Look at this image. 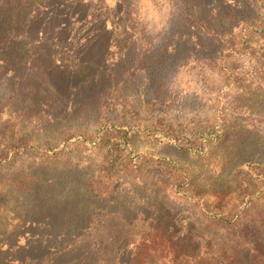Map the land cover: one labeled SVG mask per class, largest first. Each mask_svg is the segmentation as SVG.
<instances>
[{
    "label": "rangeland",
    "instance_id": "374dc122",
    "mask_svg": "<svg viewBox=\"0 0 264 264\" xmlns=\"http://www.w3.org/2000/svg\"><path fill=\"white\" fill-rule=\"evenodd\" d=\"M81 1L98 16L107 13L111 30L117 26L98 69L73 81L71 66L81 54H45L55 48L48 38L34 43L44 53L27 54L28 66L13 69L16 82L9 86L15 92L26 89L27 97L16 104L26 125L16 127L14 144L3 148L7 141H0V150L12 159L0 164V256L15 245L17 234L24 244L29 234L47 228L40 221L59 224L65 213L74 214L70 204L63 212L61 203L68 204L90 184L101 200L98 212L133 218V223L121 225L123 231L140 233L147 247L143 255H152L155 248L161 258L167 245L151 237L157 234L150 218L169 217L158 227L160 234L187 233L195 209L196 229L223 234L199 209L219 199L227 208L224 216L232 221L249 208L245 222L257 250L253 262L264 264V0H228L229 6L245 7L243 17L250 23L238 18L225 28L214 11L204 37L198 34L199 25L192 26L197 11L192 17L185 12V7L202 5L198 0ZM172 31L192 34L201 49L180 54L176 65L166 59L171 54H142L168 45ZM131 49L137 54H127ZM152 59L160 65L152 67ZM3 61L0 57V67ZM118 65L124 71L117 72ZM101 70L117 75L106 90L85 99L80 87ZM82 103L87 108L81 109ZM123 136L130 143L124 144ZM22 138L34 146L30 152L14 150ZM114 156L118 163L113 169ZM38 188L44 194L36 197ZM136 189L151 194L152 206L163 214L149 210L147 196L137 199ZM114 198L120 203L134 200L132 207L138 209L107 208L104 199ZM252 217L255 225L250 224ZM108 229L116 227H91ZM202 249L208 250L206 244Z\"/></svg>",
    "mask_w": 264,
    "mask_h": 264
},
{
    "label": "trees",
    "instance_id": "16d2710c",
    "mask_svg": "<svg viewBox=\"0 0 264 264\" xmlns=\"http://www.w3.org/2000/svg\"><path fill=\"white\" fill-rule=\"evenodd\" d=\"M198 1L202 5L199 3L196 6L185 7V12L188 17H192L191 15L197 11L192 26L195 28V24L199 25L198 34L202 37L209 35L212 24L208 20L213 19L214 11H218L215 18L218 24L220 25L221 17V23H225L222 26H226L225 28L238 18V22L250 23V20H244L243 12L246 9L243 5L229 6L228 0ZM117 6L120 9L124 8L121 1H117ZM110 21L107 13H104L102 17L98 16L81 0H0V57L4 59L0 67V141L1 144L7 141V144H2L1 147L6 148L9 143L14 144L17 137L16 127L26 125L23 120L19 119L20 116L16 109L17 102L27 97L26 89L21 86V90L15 92L9 85L16 82L14 67L23 69L28 66L27 54L44 53L40 47H35L34 43L44 42L48 38L55 45L52 52L45 54H58V50L81 54L79 62L71 66L72 72L69 78L73 81L84 79L90 71L98 69L96 66L103 63V61L100 62V55L108 54L110 51V35L117 29V26L112 30L109 28ZM174 32L170 33V43L164 48L159 47L155 50L152 46L142 54H171L166 59L169 65H176L179 57H182L180 54L188 52L195 54L201 49L202 44H197L192 34H187L185 31L175 32V34ZM150 45H153L152 42ZM127 54H137L136 49H131ZM153 60L152 67L156 68L160 65L158 60ZM118 67L117 72L125 69L123 65H118ZM115 73L109 75L107 70L99 71L86 86L80 87L79 94L91 100L96 91L107 89L109 79L115 78L117 75ZM3 86L6 88L2 91ZM34 96L38 97L37 94ZM70 108H67V114L72 112ZM85 108L87 106L82 103L81 109ZM77 112L80 113V111ZM12 123L14 125L10 127ZM122 140L124 144L130 143L126 136H123ZM26 143V140L22 138L20 144H15L14 150L24 149L30 152L34 146H28ZM189 149L192 151L193 147L189 146ZM10 160L12 159H9V154L0 150V164ZM117 163L116 156H114L111 161L113 169L117 167ZM139 190L134 191L136 198H145L147 194ZM42 194H44L43 190L38 188L34 196L38 197ZM148 196L146 205L149 210L163 214V210L158 211L154 205L152 206L151 194ZM201 199L204 198L201 197ZM100 201L88 184V187L86 186L80 194H76L68 204L67 202L61 203L64 206L63 212L70 204L76 210L74 214L67 210L68 212L65 213L68 215L67 218L59 220L61 221L59 224L54 223L53 225L51 221H40L39 223L47 228L44 231L29 234L24 244H19L22 236L17 234L15 245L4 253L6 256H0V264H256L253 262L254 254L257 252L256 246L249 239L251 226L245 222L252 211L249 208L237 212V218L232 221L224 216L227 208H223L224 201L220 203L219 199L210 206L207 205L205 209H199L207 220H213L211 226L220 227L223 234L201 232V229H196L199 214L195 209L191 218L193 223L190 224V230L187 233L179 231L171 233L167 230L160 234L159 228L163 227L160 225L169 217L164 214L150 218V224L154 228L153 232L157 234H152L151 237L154 236L156 242H159L157 239L162 241L161 246L167 245L161 248L164 254V258H161L155 248L151 249L152 255H143V249L147 247L142 246L146 240L141 239L140 233L123 231L121 225L133 223L131 222L133 218L109 217L107 212L100 214L98 212ZM104 201H106L104 204L107 208L110 205L119 210L130 209L129 211L134 203V200L131 202L124 199L120 203L115 198L104 199ZM250 204L254 206V203L250 202ZM132 208L138 209L137 206ZM253 218L255 217L251 218L250 224L255 225L257 221ZM94 223L107 225L110 228L116 227V229L115 231L111 229L92 231L91 227ZM240 229H242L241 232ZM262 242L264 243V239ZM203 244H206L208 248L205 252L202 249Z\"/></svg>",
    "mask_w": 264,
    "mask_h": 264
}]
</instances>
